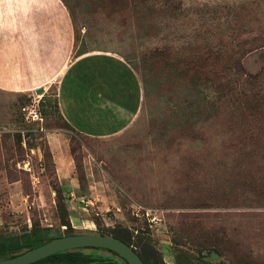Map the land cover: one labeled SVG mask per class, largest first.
<instances>
[{
    "label": "rangeland",
    "instance_id": "374dc122",
    "mask_svg": "<svg viewBox=\"0 0 264 264\" xmlns=\"http://www.w3.org/2000/svg\"><path fill=\"white\" fill-rule=\"evenodd\" d=\"M63 1L75 54L122 57L140 79L141 108L120 133L88 137L62 124L54 86L39 106L44 131L21 109L34 96L0 90V235L125 231L146 264H264V105L251 116L238 94L264 95V0ZM215 50L203 71L188 67ZM240 72L263 75L242 84ZM226 79L237 86L230 98L214 89ZM55 130L79 184L72 202L47 147Z\"/></svg>",
    "mask_w": 264,
    "mask_h": 264
},
{
    "label": "crops",
    "instance_id": "0c3cea01",
    "mask_svg": "<svg viewBox=\"0 0 264 264\" xmlns=\"http://www.w3.org/2000/svg\"><path fill=\"white\" fill-rule=\"evenodd\" d=\"M51 86L63 119L88 137L120 133L141 108L140 79L122 57L103 50L75 54L63 0H0V90L33 96L43 88L47 96ZM67 140L62 131L46 132L55 176L72 202L79 184Z\"/></svg>",
    "mask_w": 264,
    "mask_h": 264
},
{
    "label": "trees",
    "instance_id": "16d2710c",
    "mask_svg": "<svg viewBox=\"0 0 264 264\" xmlns=\"http://www.w3.org/2000/svg\"><path fill=\"white\" fill-rule=\"evenodd\" d=\"M162 54H164V53L162 52ZM210 57L213 60H215L217 58V51L215 50L214 52H211V53H208L205 51V53L203 55H200L197 58L196 65H192V66L188 65V67H190L193 70H198L199 72H201L205 69L204 66L207 65V60ZM214 66H216V64L214 62L210 63L208 69L211 70L214 68ZM262 75H263L262 73H256L253 75H249L247 77L245 73H241L240 77H244V80L242 82V84H243L244 82L252 83L254 80H260V76L262 77ZM202 80L204 83L209 81V79L206 75H203ZM210 81H213L214 83H218V81L214 80V79L210 80ZM234 82L237 84H241L239 79H238V81H234ZM214 89L217 90L219 94H221L222 98L223 97L230 98L231 95L236 94L237 86L233 87L232 86V80L226 79L224 81L223 90L220 89L219 85H217ZM238 94L241 95V97L239 96L240 97L239 103L241 104V102H242L243 108L250 111L251 116L256 115L257 114L256 112L258 110H260L259 109L260 106L264 105L263 104L264 103V95H259V90H256L255 86L250 87V89L248 91L244 90V89L243 90L239 89ZM45 98L46 97L43 96L40 99L39 106L44 105L45 100H47ZM53 102H54L53 105L55 106L56 111L58 112V114H59V116L63 122L62 124L65 125L66 127H68L69 129L75 131L61 116L59 109H58V103H57L56 97H55ZM46 104H48L49 106L51 105V103L49 101ZM246 132L247 131H243L242 133L245 134ZM249 141H251L253 146H254V144H256L255 138L253 140H249ZM253 193L259 194L258 192H253ZM68 233L72 234L73 232L69 231ZM99 234L110 235V236L116 237V238L124 241L125 243H127L129 245L131 244L129 242L130 236L125 231H122L119 235L113 234L112 231H110L109 233L100 232ZM46 236L47 235L45 234L44 230L43 229L41 230L40 228L31 229L30 232H25V233H22L20 235H14V236H8V237H3L0 235V259H5L8 257L15 256V255L27 250V249L38 246L48 239V237L46 238ZM90 250L109 251L105 248H95V247L77 248V249H72V250H67V251L55 253L53 255H50L48 257H45V258L40 259L38 261H35L34 263H31V264H41V263H49V264H98L97 260L89 252Z\"/></svg>",
    "mask_w": 264,
    "mask_h": 264
},
{
    "label": "water",
    "instance_id": "95a60500",
    "mask_svg": "<svg viewBox=\"0 0 264 264\" xmlns=\"http://www.w3.org/2000/svg\"><path fill=\"white\" fill-rule=\"evenodd\" d=\"M42 93L43 88L35 90V94ZM83 247L105 248L115 252L128 264H144L138 253L127 243L109 235L91 233H75L52 237L42 244L15 256L0 259V264H31L58 252Z\"/></svg>",
    "mask_w": 264,
    "mask_h": 264
},
{
    "label": "built area",
    "instance_id": "2783aa9c",
    "mask_svg": "<svg viewBox=\"0 0 264 264\" xmlns=\"http://www.w3.org/2000/svg\"><path fill=\"white\" fill-rule=\"evenodd\" d=\"M34 98L31 100V102L27 105L22 106V111L24 114V118L28 122H36L40 126V130H45V128L42 126L44 122V117L39 111V98L38 94L33 95ZM145 215L149 222H157L160 221V217L157 215L152 214L149 210L145 212Z\"/></svg>",
    "mask_w": 264,
    "mask_h": 264
},
{
    "label": "flooded vegetation",
    "instance_id": "af4514ba",
    "mask_svg": "<svg viewBox=\"0 0 264 264\" xmlns=\"http://www.w3.org/2000/svg\"><path fill=\"white\" fill-rule=\"evenodd\" d=\"M100 233V232H99ZM99 233H96V234H99ZM69 233L66 232V235H68ZM72 234H75V233H72ZM105 235V234H103ZM62 236V235H61ZM110 236V235H109ZM56 237V236H55ZM113 237V236H112ZM52 238V237H51ZM116 238V237H115ZM50 239V238H48ZM47 239V240H48ZM118 239V238H117ZM122 241V240H121ZM45 242V241H44ZM124 242V241H123ZM129 245V244H128ZM130 246H132V244H130ZM133 249L138 253V255L141 257V259L143 260L144 264H146L145 260L142 258V256L140 255V253L136 250V248L134 246H132ZM108 250V249H107ZM99 251V250H98ZM104 252H108L111 254V259H112V263L114 264H122V263H125V264H128L123 258H121L120 256H118L115 252L109 250V251H104Z\"/></svg>",
    "mask_w": 264,
    "mask_h": 264
}]
</instances>
